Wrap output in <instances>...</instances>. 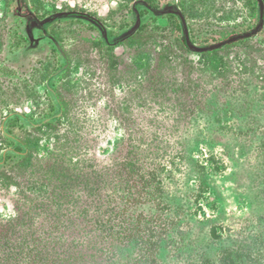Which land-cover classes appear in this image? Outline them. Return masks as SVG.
<instances>
[{"label": "trees", "instance_id": "obj_1", "mask_svg": "<svg viewBox=\"0 0 264 264\" xmlns=\"http://www.w3.org/2000/svg\"><path fill=\"white\" fill-rule=\"evenodd\" d=\"M155 30L105 49L94 42L96 57L69 53L64 74L80 68L97 87H56L60 115L35 127L0 171L13 208L0 218V264H264V71L247 60L253 54L194 55L172 31ZM246 47L264 55V37ZM69 91L101 94L93 121L70 116ZM108 120L122 137L99 158ZM202 148L234 165L251 233L206 218L202 198L223 161Z\"/></svg>", "mask_w": 264, "mask_h": 264}, {"label": "rangeland", "instance_id": "obj_2", "mask_svg": "<svg viewBox=\"0 0 264 264\" xmlns=\"http://www.w3.org/2000/svg\"><path fill=\"white\" fill-rule=\"evenodd\" d=\"M131 1L133 0H36L32 7L29 1L15 5L13 0H0V32L8 29L6 38H3L0 33V124L5 116L12 113L13 122L6 124L7 131L19 138L26 139L28 136L24 134L25 127L21 125V121L25 120L30 125L32 122H37L57 113L55 109H52L51 99L45 90L46 77L43 78V75L56 73L61 64L57 62L56 54L49 44L44 46L43 49L41 48L40 51L38 47L27 49L29 52L25 50L26 46L24 45H26V42L10 33L12 26L19 30V27H17L19 17L22 18L23 16L27 22V20L29 21L27 14L31 13L34 20H36L33 14L35 13L33 12L34 7L42 17L56 11L72 9V13L81 12L82 14L93 15L94 18H98L107 26L110 33L118 34L125 27L128 28L131 25L128 23L129 16L127 15V4ZM185 2L188 3L187 21L192 37L197 43L209 42L211 40L210 34L218 32V30L241 33V30L246 26L245 23L248 19L243 0H185ZM18 10L22 13L19 14ZM12 17L13 19H10ZM148 17L149 15L142 17L141 23L145 22ZM62 20L63 22L54 24L50 31L57 32L59 39L61 38L65 45H70L78 35V33H74V30L84 32V27L65 23L67 19ZM158 21L159 26L166 27L167 23L164 19ZM19 24L21 25V23ZM5 25L8 27L2 28ZM172 26H169L170 29ZM32 28H34L33 24L26 31L31 41L34 39L31 32ZM109 38L112 39L113 37L109 36ZM215 40L217 38L210 42ZM235 48L225 52L229 55L231 62L233 60L236 62L235 53L238 49ZM78 55L81 56V54ZM247 60L251 65L256 61V63L254 62L255 66L264 71L263 55L249 56ZM70 66L74 67L73 64ZM82 79L81 88L87 89L93 85L94 88L97 87L95 78L91 75L84 77L80 68L72 70L69 75L63 73L60 79L55 78V81L51 79L48 82L54 89L56 86L57 88L60 87V84L67 80L73 82L79 80L81 82ZM83 92L86 91L76 92L74 95L73 91H69L70 96L67 98L70 109L69 114L74 119L81 120L82 123L85 121L91 122L103 108L102 97L100 93H95L88 98V94L84 95ZM14 113L24 116V120ZM232 124L233 122L229 123L230 127ZM65 127L66 124L62 125L59 128L60 131L63 132ZM104 130L105 134L98 139V146L95 148V154L99 158L106 157L113 152L114 146L122 137L118 126L111 120H108ZM195 130L203 132L204 128L196 127ZM48 146L49 143L42 142L39 150L40 156L44 154V150ZM6 147L7 142L0 132V154ZM202 149L200 155L204 158L213 155L223 161L222 169L213 171L212 175L209 176V184L212 189L205 193L202 198L201 205L206 218L215 220L224 228L225 232L234 234L246 230L251 233L252 231H249L250 225L247 226L243 220L248 214V210L243 201L239 199V194L231 181V174L235 169L234 165L223 155L221 150L208 153L205 148ZM9 197L5 191L0 190V218H9L13 215L12 205L8 201Z\"/></svg>", "mask_w": 264, "mask_h": 264}, {"label": "flooded vegetation", "instance_id": "obj_3", "mask_svg": "<svg viewBox=\"0 0 264 264\" xmlns=\"http://www.w3.org/2000/svg\"><path fill=\"white\" fill-rule=\"evenodd\" d=\"M27 1H29L33 7L34 6L33 4H35L36 0H13V3L15 5H18V4H21L23 2L25 3ZM262 1L264 4V0H262ZM243 2H244L245 10L247 12V19L248 20H246V23H245L246 26H244V28L241 30V33H233L232 31H228V30H218V32H214V33L210 34L211 40H213L214 38H217V40L212 41V42H210L211 41L210 40L209 41L210 43L209 42L197 43L194 40V38L192 37L191 29H190L189 23L187 21L188 20L187 19L188 18L187 17L188 16V14H187L188 3L185 2V0H133V1H131L129 4H127L128 14L126 13L129 16V22L128 23H130L131 25L128 28L125 27V29L123 31H121V33H118V34L110 33L108 31L107 26L104 25L103 22H101L98 18H95V19L102 25L101 28L104 27L108 37L110 36L111 38L112 37L115 38V37L121 35L122 33L128 31L130 27L134 26V24L136 22V16L137 15L140 19L146 15H149L147 20L140 24L138 31L143 30V29H147L148 31L155 33L156 31H161V30H155V28L158 27V28L163 29L167 33H168V31L174 32L175 33L174 35L172 32H171V34L168 35V38L170 37L171 40H173L175 37L179 38V40H180L182 30H181L180 23L175 16H173V15L154 16L151 14L152 10H162L165 6L175 5L180 10V12L182 13V15L184 16V18L186 20V23L188 26V31H189V37H190L191 42L196 46H208V45H213V44L223 42L231 36L249 32L257 26V24L259 22V9H258L257 1L256 0H243ZM21 6H20V9L22 8ZM20 12L21 11H19L18 13L20 14ZM33 12H35L33 14L37 20V23H35L34 17H31L28 14H27V17H29V21L27 20V22H26V20H24V17L22 15H20V16H22V18H20V17L18 18V24H17V27H19V30L16 27L12 26L10 29V33H12V35L14 34V36H17L21 41L23 40L24 42H26L25 43L26 45H24V46H26L25 47L26 51H28L29 49L37 48V47H38V50L40 51L41 48L43 49L44 46H47L49 44L51 49L53 50V52H55L56 57H57V62H59L61 64V66L59 67V69L57 70L56 73H53L52 75L48 76V78L46 79L44 84H45V90L48 93L49 98L51 99L52 109L56 110L57 109V107H56L57 102L54 98L55 97L54 94L56 93L54 91V89L57 86L54 87V89H52V87L49 85L48 81L51 79L54 80L55 78L60 79V77L64 73L65 69L69 68V65H70L69 53L71 54V51L73 50V48H75V49L79 48V49H81L83 54L85 52H87V53L92 54V56L96 57L98 50L96 49L97 47H95L93 45V43L94 42L101 43V45L103 46V49H105V46L108 44H107V42H105L101 38L102 33H101L100 28H98V27H96V26H94L88 22H85L83 20H77L74 18H69L65 21V23L72 24L74 26L80 25V26L84 27V32L78 31L77 29L74 30V33H78V35L76 36L75 41L73 43H71L70 45H65L63 43V41L61 40V38L59 39L58 35L56 34L57 32H53V31L51 32L50 31L54 24L59 23V22H63V20H58V21H54V22H50V23L49 22L43 23V21L46 20L47 19L46 17H48V16H52L53 14L55 15V14H60V13H68V12L72 13V9L56 11L55 13H50V14L43 16V17L37 13V9L35 7H34ZM75 12H80V11H75ZM88 16H91V15H88ZM91 17H93V15ZM10 19H13V17ZM160 19H164L166 21V23H167L166 27L159 26L160 24H159L158 20H160ZM263 21H264V16H263ZM19 23H21L22 26ZM31 24L34 25V28H32V30H31L32 35L34 37V39L32 41L29 39L28 34L26 33V31L29 29ZM170 24H172L174 26H172ZM169 26L170 27L172 26V28L170 29ZM7 27L8 26L5 25L2 28H7ZM7 31H8V29H5L3 32H0L3 38H6ZM157 33H160V32H157ZM263 37H264V24H263L262 31L260 33L256 34L253 38H249L246 40H240L236 43L230 44V45L225 46V47H228L227 49H229V50H232L233 48L236 47L235 49H238V50H236L237 53H241V54L242 53H245V54L250 53V54H253L254 56H256V55L261 56V54H259L260 51L258 53H257V51H252V49H248L246 47V44H248L250 47L253 45L254 46H260V39ZM224 48H222V49H224ZM184 49L186 50L185 47H184ZM23 52H24V50H23ZM194 55H199V54H194ZM71 56H72V54H71ZM14 114L16 116H18L19 118H22L24 120V118H23L24 116H22L18 113H14ZM59 115L60 114L53 115V116H50L47 118H43L37 122H32L30 125L25 120L21 121L19 118L18 119L21 121V125L25 127L24 134H27V136L30 137L32 135L35 127L40 126L42 123L50 122L52 117H55V116L58 117ZM12 116H13L12 113L5 116L1 120L2 122L0 124V132L3 136V138L5 139V141L7 142V147L5 149H3V151L0 154V171L5 170V168L11 167V164L13 163V161L16 160L17 158L21 157V155L23 154L22 150L24 149V145L22 146V140L24 138L23 139L19 138L17 135L10 133L6 129L7 125L10 124L11 122H13Z\"/></svg>", "mask_w": 264, "mask_h": 264}, {"label": "water", "instance_id": "obj_4", "mask_svg": "<svg viewBox=\"0 0 264 264\" xmlns=\"http://www.w3.org/2000/svg\"><path fill=\"white\" fill-rule=\"evenodd\" d=\"M258 3V9H259V22L257 24V26L252 29L249 32L243 33V34H239V35H234L229 37L228 39H226L223 42L217 43V44H213V45H208V46H196L194 45L189 37V31H188V26L186 23V20L184 18V16L182 15V13L180 12V10L175 6V5H170V6H165L162 10H152L151 14L154 16H165V15H173L175 16L181 26V30H182V34H181V42L184 45V47L186 48V50L192 54H203V53H210L213 51H217L220 50L222 48H224L225 46H228L230 44L236 43L240 40H246L249 38H253L256 34L260 33L263 29V16H264V4L262 0H256ZM28 15H30L31 17L32 14L28 13ZM69 18H74L77 20H83L85 22H88L98 28L101 29V35H102V39L107 42L108 45H116L117 43H121L123 41H125L126 39L132 37L137 31L138 28L141 24V19L138 17V15L136 16V22L134 24V26L132 28H130L128 31L122 33L121 35L109 39V37L106 34V31L102 27V25L93 17L88 16L87 14H82V13H60V14H55L52 15L50 18L46 19L43 21L44 22H54V21H58V20H62V19H69ZM35 23H37V21L35 20Z\"/></svg>", "mask_w": 264, "mask_h": 264}]
</instances>
